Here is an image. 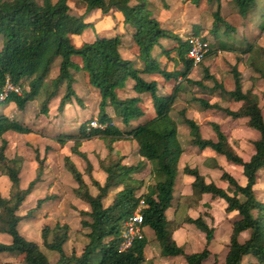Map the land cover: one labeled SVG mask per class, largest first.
I'll use <instances>...</instances> for the list:
<instances>
[{
    "label": "trees",
    "instance_id": "1",
    "mask_svg": "<svg viewBox=\"0 0 264 264\" xmlns=\"http://www.w3.org/2000/svg\"><path fill=\"white\" fill-rule=\"evenodd\" d=\"M190 1L195 5L201 2ZM208 1L214 4L209 29L213 40L202 60L219 51L236 53L237 60L231 68L233 89H225L206 67L202 79L191 77L196 64L188 57L190 39L202 36L200 26L185 30L183 35L171 26H163L154 15L150 0H76L85 6L80 15L71 12L69 0H0V93L7 81L21 89L20 92L8 91L4 99L0 98L3 107L13 103L23 111L29 102L37 100L40 111L46 114L48 103L62 87L58 111H63L73 100L83 106V99L74 88L75 72H82L100 96L96 114L83 122L77 131L56 136L63 144L72 140V152L87 162L85 170L81 171L70 155L64 157V167L76 182L73 193L88 203L89 209H79L80 223L88 229L85 232L87 241L80 253L65 251L64 245L71 231L68 222L42 226V245L58 252L54 262L49 260L37 241L26 238L19 228L23 219L33 217V209L24 214L19 211L41 179L44 158H40L36 150V175L25 187L21 186L24 159L18 154H7L10 140L4 135L8 131L25 134L33 129L0 111V177L5 175L10 181L7 196L0 190V232L11 237L8 243L0 241V253L14 254L25 264H142L146 261L144 250L149 243L146 235L136 239L128 249L119 248L123 224L142 202L143 225L152 229L160 245V255H182L187 264H203L212 254L209 245L215 228L208 224L204 214L185 215L182 220L170 219L167 214L174 199L176 176L185 150L179 137L181 120L189 128V144L200 149L211 148L227 161L241 165L246 179L241 184L223 170L221 179L228 182L224 187L214 180H207L196 166L186 164L183 167V172L193 177L191 184L197 194L209 193L213 198H221L226 203V212L237 213L224 264H264V200L258 198L255 191L258 172L264 169V113L258 95L252 89H243L239 69L245 55L249 64L261 61L264 48L249 38L237 36L236 26L222 14L221 0ZM229 4L242 18H248L264 30V0H229ZM93 10L104 14L120 13L119 21L124 22L131 35L132 52L142 63L140 66L135 59L123 55L122 38L118 32L93 37L83 34L92 23L86 16ZM74 35L82 37L80 45L75 44ZM202 37L208 40L207 36ZM55 62H58V70L52 76ZM169 63H172L171 68ZM145 74L151 76L150 79H146ZM129 79L134 81L133 89L137 94L121 97L118 90L123 89ZM203 80H213L210 92L219 89L220 96L240 102V106L237 109L221 108L211 99L195 95L193 85L207 90ZM172 81L171 89L165 91V82ZM183 95L188 106L194 103L201 110L222 109L233 118L247 117L248 126L259 132V137L253 140L254 152L250 158L245 160L237 152L219 123L210 122L215 138H207L202 135L200 124L186 115L187 105L175 110ZM108 107L113 114L107 111ZM149 108L152 111L147 115ZM93 119L97 120L95 127L90 126ZM93 138L102 140L107 149L106 156L98 159L106 174L103 182L93 176V164L87 153L80 149L84 141ZM121 140L136 141L140 156L137 163H125V155L116 151L114 144ZM148 164L151 182L140 176ZM85 174L96 193L90 191ZM112 191L113 197L106 204L105 199ZM52 197L39 198L37 206ZM185 223L194 224L204 232L205 244L200 251L186 252L174 238V231ZM245 231L248 236L241 241L240 234ZM0 264L13 263L0 259ZM149 264L153 261L150 260ZM213 264H219L216 255Z\"/></svg>",
    "mask_w": 264,
    "mask_h": 264
},
{
    "label": "rangeland",
    "instance_id": "2",
    "mask_svg": "<svg viewBox=\"0 0 264 264\" xmlns=\"http://www.w3.org/2000/svg\"><path fill=\"white\" fill-rule=\"evenodd\" d=\"M150 1L153 5L154 15L161 21L163 26H171L176 32L183 35L185 34V30H190L193 26L199 25L200 35L207 36L209 42L213 40L209 32L212 24L211 12L214 9V4L212 2L201 0L198 5H195V3L190 0ZM221 3L222 14L229 22L236 26L237 36L239 38H249L252 43L264 48V30L251 23L248 18H242L236 13L230 7L229 0H221ZM69 4L71 5V12L76 15H80L85 11V6L76 3V0H69ZM96 11H98V17H102L104 20H110L109 24H111V27L108 25V22H106L107 26L99 25L94 23L93 19L91 25L86 27L83 34L91 37L96 34L110 36L118 32L119 28L120 30L123 29L124 22L119 21L120 13L104 14L100 10ZM98 20L99 19H96V22L99 23L100 20ZM116 24H120V27L118 28ZM73 39L76 45H80L83 41L80 35ZM128 44L129 42H126L121 48L124 54L126 52L128 53V48H130ZM243 59L245 60L239 63V69L242 72L243 89H252L253 92L258 95L264 113V52L261 54V61H257L255 65L246 62V55L243 56ZM236 60V53L219 51L216 55L205 58L199 64H196L192 70L191 77L196 80L202 79L206 67L210 74L223 83L225 89H233L234 77L231 68L236 63ZM136 62L137 65H141L139 60H136ZM57 63L58 62L52 67V76L57 74ZM171 67L172 63H169V68ZM257 67L261 68L263 71L260 72ZM144 77L150 79L151 76L145 75ZM173 83V81L170 83L165 82L164 90L169 91ZM203 83L206 85L207 90H204V88L200 86H192L195 95L211 99L221 108L229 107L231 109H237L240 106V102L220 96L218 94L219 89L210 92L214 84L213 80H203ZM132 85L133 81L129 79L125 88L118 90V94L121 97L136 94ZM74 88L77 94L82 97L83 106L76 100H73L71 104L65 106L63 111L57 110L59 99L63 93V87L60 89L59 94L53 97L48 103V113L46 114L40 111V103L37 100L29 102L23 111H19L13 103L7 104L5 107H3V104H0V111L8 113L33 129L32 132L25 134L8 131L4 135L6 139L10 140L7 154L9 156L18 154L24 159L20 172L21 186L25 187L36 175L38 167L36 150L39 153V157L44 158V170L41 179L37 182L35 189L25 200L19 211L21 214H24L29 209H33V217L23 219L20 224V230L23 234L27 235V238L37 241L40 244L41 249L47 254L51 262H54L58 258V252L42 245L41 228L44 224L49 223L54 225L57 222H68L71 225L70 237L64 245L65 251L68 253L72 250H76V252L80 253L83 245L87 241L85 232L88 229L82 227L80 223L81 215L79 209H89V204L74 195L73 188L76 186V182L70 172L64 167V157L70 155L81 171L85 170L87 162L84 158L72 152L71 147L74 144L72 140L63 144L56 139V136L62 132L77 129L93 114H96L99 109L100 96L98 91L88 83L82 72H75ZM143 97L145 98L146 95L144 94ZM183 97H185V95H183L182 99L177 103L175 110L187 105ZM107 111L113 114L111 108L108 107ZM150 112L151 110L147 115L150 114ZM173 115H176V111H173ZM186 115L194 118L200 124L202 135L207 138H215V132L210 122L215 121L219 123L223 131L227 134L229 141L245 160H248L254 152L253 140L259 137V132L248 126L247 117L233 118L227 115L222 109L201 110L200 107L194 103L187 107ZM116 121L122 125L119 118H116ZM178 128L182 145H188V126L179 120ZM114 145L117 152L125 155V163L135 164L139 161L140 156L137 152L136 141L121 140L117 141ZM80 149L87 153L88 159L93 164V176L100 181H104L106 174L100 168L98 162L99 157H105L107 154V149L103 141L98 138L84 141ZM189 151L190 153L187 154L188 157L192 159L194 157L196 158L195 155L191 156L192 151ZM204 153L205 155L207 154L206 158L210 161L209 165L212 166L215 164V169L208 170V180H214L216 183L227 187L228 182L221 179L222 172L225 170L236 177L241 184L245 183L246 180L241 165L227 161L223 155L216 154L211 148H206ZM195 160L198 159L196 158ZM193 161L194 159L192 162ZM184 164L185 159L183 158L180 162V168H182ZM186 164L188 163L186 162ZM199 164L202 163L199 161ZM149 170L150 165L148 164L140 173V176L144 177L146 182L153 181ZM181 173L182 172L179 173L175 185V193L177 195L191 189L189 182ZM84 177L89 182L92 193H96V188L91 185L89 176L85 174ZM9 185L10 181L8 177L5 175L1 176L0 190L2 195H8ZM255 191L257 197L264 200V169L258 172ZM113 194L114 191L105 199L106 204L111 201ZM45 195H53V197L37 206L38 199ZM199 195L201 194H191L194 198ZM200 200H202L200 206L192 209V214L194 216L204 214L208 224L215 228L214 238L209 245L212 254L204 261V264H213L214 255H216L219 264H224L225 256L228 252V243L231 238L233 220L237 217V213L226 212L225 201L221 198H213L209 193L203 194ZM169 210V214H171L173 210ZM179 218H181V215H179ZM146 233L151 240L149 245L150 248L147 250L148 255L151 256L153 255L152 251L155 248H160V245L158 241L153 238L154 233L150 228L146 229ZM186 234L190 237V240L188 245L183 246L189 252L201 250L204 247L205 234L201 229L192 224ZM247 236L248 232H242L240 234V240H244ZM0 259L11 260L16 264H25L22 258L14 254H2L0 255ZM171 259L174 260L173 258ZM171 259H162L158 264H171ZM183 261L182 257L176 258L173 264H184Z\"/></svg>",
    "mask_w": 264,
    "mask_h": 264
},
{
    "label": "crops",
    "instance_id": "3",
    "mask_svg": "<svg viewBox=\"0 0 264 264\" xmlns=\"http://www.w3.org/2000/svg\"><path fill=\"white\" fill-rule=\"evenodd\" d=\"M97 13H98V11H92V12H90L89 14H87V16H86V19L87 20H89V21H93V19H94V23H97V24H99V25H105V26H107V23L106 22H108V25L111 27V24H109V22H110V20L109 19H106V20H104L102 17H98V15H97ZM96 19H99L98 21H99V23L98 22H96ZM116 26L119 28L120 27V24H116ZM115 26V27H116ZM125 28V29H124ZM118 33L119 34H121V38H122V47L125 45V43L126 42H129V44H128V47H130V48H128V53L126 52L125 54L123 53V55L125 56V57H130V58H132V59H135L136 58V60H138V58L134 55V53L132 52L131 53V51L133 50V49H131L132 47V45H133V43H132V40H131V35H130V33H128L127 32V30H126V25L123 23V29H121L120 30V28H119V30H118ZM79 35H74V38H76V37H78ZM58 61V60H57ZM56 63V62H55ZM140 64H142V63H140ZM138 66H140V65H138ZM145 75H147V74H145ZM144 75V76H145ZM147 79V78H146ZM149 79V78H148ZM131 80V79H130ZM133 81V80H132ZM133 83H134V81H133ZM127 84V83H126ZM125 88V87H124ZM123 88V89H124ZM132 88H133V85H132ZM119 90H122V89H119ZM134 90V89H133ZM135 91V90H134ZM136 93V92H135ZM137 94V93H136ZM136 94H134V95H136ZM129 96H133V95H129ZM126 97V96H125ZM152 111V109H148V112L149 111ZM179 126V125H178ZM80 127V126H79ZM79 127L77 128V129H73V130H69V131H65V132H70V131H77L78 129H79ZM63 133V132H62ZM189 134V133H188ZM183 147H184V152H183V154H182V156H181V160L184 158L185 159V164L183 165V167L186 165V162L188 163V165H190V166H196V167H198L199 168V170L201 171V173H203L205 176H206V178H207V180H208V170L209 169H215L214 168V166H215V164L214 165H212L213 166V168H212V166L211 165H209L210 164V161H208V159L206 158L207 157V154L205 155V153H204V150L206 149H200L198 146H196V145H191V144H188V145H184L183 144ZM189 150H191L192 151V155L191 156H193V155H195L196 156V158L198 159V160H195L196 158L194 157L193 159H194V161L192 162V158L191 157H188V153H190V151ZM200 151V152H199ZM139 155V154H138ZM181 160H180V162H181ZM199 161H200V163H202V164H199ZM211 166V167H210ZM183 167L182 168H180V163H179V170H178V173H177V176H176V180H177V177H178V175H179V173L180 172H182L181 174H183V176H185V178L187 179V181L189 182V184H190V186H191V189L189 190V191H187V192H182V193H179L178 195L175 193V190H174V199H173V201H172V205H171V207L169 208V209H172L173 210V212L171 213V214H169L170 213V210H168L167 211V214H168V216H169V218L170 219H177V220H182V218L185 216V215H190V216H194L193 214H192V209H195L196 207H199L200 206V204H201V201L202 200H200V199H202V196H203V194L202 195H199L198 197H193V196H191V194H195L196 192L194 191V189L192 188V184H191V182H192V180H193V177L191 176V175H188V174H185L184 172H183ZM104 180H105V178H104ZM246 180V179H245ZM101 182H103V181H101ZM175 185H176V182H175ZM90 191L92 192V189H91V187H90ZM197 194V193H196ZM205 194V193H204ZM193 197V198H192ZM194 199V200H192V199ZM24 204V203H23ZM86 210H88V209H86ZM179 215H181V218H179ZM20 224H21V222H20ZM190 225H192V224H190V223H185L181 228H179V229H177V230H175L174 231V233H173V236H174V238L176 239V241L178 242V244L179 245H188L189 244V240H190V237L186 234V232L188 231V229H190ZM19 228H20V226H19ZM147 228H149L148 226H145V234H146V237L148 238V235H147V233H146V229ZM151 229V228H150ZM152 230V229H151ZM21 231V230H20ZM23 234V233H22ZM9 234H7V233H3V232H0V241L1 242H5V243H8V242H10L11 241V237H10V235L8 236ZM26 238H27V235L26 234H23ZM154 239H155V236L153 237ZM29 239V238H28ZM149 239V238H148ZM150 239H149V243L146 245V247H145V250H144V253H145V257H146V261L145 262H143L142 264H144V263H147V264H149V261L150 260H152L153 261V264H158L159 263V261L160 260H162V259H168V258H173L174 260H172L171 259V264H173L175 261H176V258H180V257H182L183 258V262H184V264L186 263V261H185V259H184V257L182 256V255H178V256H170V257H162L161 255H160V248H158V249H154L155 250V252H154V250L152 251L153 252V255H151V256H149L148 255V253H147V250H149L148 248H150ZM149 246V247H148ZM184 247V246H183ZM185 249V251L186 252H189L186 248H184ZM195 251H200V250H195ZM195 251H191V252H195ZM2 254H7L6 252L5 253H0V255H2ZM8 254H10V253H8ZM2 261H10V262H12L13 264H16V263H14L13 261H11V260H2ZM18 264V263H17ZM187 264V263H186ZM204 264V263H203Z\"/></svg>",
    "mask_w": 264,
    "mask_h": 264
},
{
    "label": "built area",
    "instance_id": "4",
    "mask_svg": "<svg viewBox=\"0 0 264 264\" xmlns=\"http://www.w3.org/2000/svg\"><path fill=\"white\" fill-rule=\"evenodd\" d=\"M190 43L191 46L188 51V57H190L195 64H198L202 61L205 53L209 49V41L204 39L202 36H193L190 39ZM11 90L16 92L21 91L19 86L7 81L3 92L0 93V98L4 99L8 91ZM90 126H97V120L93 119L90 122ZM141 209L142 202L123 224L119 247L121 250L128 249L136 239H141L146 235L144 229L145 226L143 225L144 218Z\"/></svg>",
    "mask_w": 264,
    "mask_h": 264
}]
</instances>
